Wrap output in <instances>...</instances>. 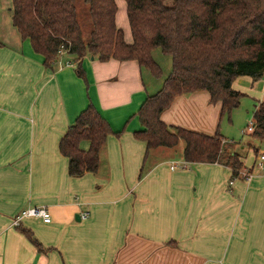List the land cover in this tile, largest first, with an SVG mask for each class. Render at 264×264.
<instances>
[{
  "label": "crops",
  "instance_id": "0c3cea01",
  "mask_svg": "<svg viewBox=\"0 0 264 264\" xmlns=\"http://www.w3.org/2000/svg\"><path fill=\"white\" fill-rule=\"evenodd\" d=\"M0 26V264H264L258 149L249 144L255 157L248 164L246 147L228 148L242 156L249 180L232 178L233 170L219 164L171 170L184 160V144L179 158L164 147L147 154L146 143L134 137L143 129L138 110L153 95L137 61L84 58L87 86L71 58L46 67L29 40L17 33L11 42ZM241 78L250 77L234 81L237 91ZM90 103L121 133L108 137L96 174L75 178L59 143ZM221 111L220 102L199 91L176 98L161 119L214 136ZM41 206L51 223L29 218L11 225L21 211Z\"/></svg>",
  "mask_w": 264,
  "mask_h": 264
},
{
  "label": "trees",
  "instance_id": "16d2710c",
  "mask_svg": "<svg viewBox=\"0 0 264 264\" xmlns=\"http://www.w3.org/2000/svg\"><path fill=\"white\" fill-rule=\"evenodd\" d=\"M85 2L92 22L89 38L78 20L77 0H11L12 25L44 57L46 67L64 56L71 58L69 63L87 86L86 57L137 61L154 78H161L162 68L153 58L159 48L171 57L172 70L162 88L147 96L138 110L143 129L134 137L146 143L147 154L183 141V159L188 163L219 164L233 170L232 178L240 177L242 156L224 147L219 131L207 136L170 127L161 116L179 96L199 91L208 92L211 103H221V118L239 107L244 94L233 88L234 81L264 77V0H125L130 43L116 22V0ZM253 118L251 137L264 139V101L255 107ZM120 133L90 103L59 143L60 154L69 162V175L96 174L108 137ZM84 141L89 142L87 150L81 148ZM24 233L39 253L45 252L29 231Z\"/></svg>",
  "mask_w": 264,
  "mask_h": 264
},
{
  "label": "rangeland",
  "instance_id": "374dc122",
  "mask_svg": "<svg viewBox=\"0 0 264 264\" xmlns=\"http://www.w3.org/2000/svg\"><path fill=\"white\" fill-rule=\"evenodd\" d=\"M116 2L118 6L116 16L117 25L125 32L126 39L131 41V30L127 19L126 2L125 0H116ZM88 9V3H86L85 0H77L78 20L85 38H89L92 31V22ZM0 22L1 25H4V29L8 30V39H10L11 42H14L15 35L17 37H19V35H17L16 29L12 25L11 0H0ZM0 27L3 28V26ZM153 58L162 68V77L157 79L147 70H143V72L147 89L155 94L162 88L164 80L171 73L172 61L171 57L162 54L159 48L153 52ZM241 79L244 80L235 82V85L239 88V91L244 94V97L241 99L239 107L231 113L230 117L228 115L223 116L219 132L225 137L224 147L226 149L237 143L246 147V150L249 153H247L248 164H252L255 157L253 152L254 148L260 151L259 155L264 152V139H255L251 137V133L246 132V130L251 123H254L253 115L255 106L258 102L264 101V77L256 81L252 78H249L247 81L245 78ZM183 144L184 142L180 141V144L176 147L168 149L174 153V156L179 158L182 155ZM249 144H251L250 146H254V148H248ZM242 171L245 170L242 169Z\"/></svg>",
  "mask_w": 264,
  "mask_h": 264
},
{
  "label": "built area",
  "instance_id": "2783aa9c",
  "mask_svg": "<svg viewBox=\"0 0 264 264\" xmlns=\"http://www.w3.org/2000/svg\"><path fill=\"white\" fill-rule=\"evenodd\" d=\"M61 54H63V51L61 52ZM255 129V125L254 123H251L248 126V129L246 130V132H250L252 133ZM260 159L264 160V154L260 155ZM189 166V163L185 160L182 161H178V162H173L171 164V170H185L187 169ZM240 177H242L245 180H249L250 179V173L246 172V171H241L240 172ZM83 219H88L89 218V214L85 213L81 216ZM29 218H40L44 223H51L52 222V216L51 213L49 212V210L46 207H29L23 211H21L17 216H15L12 219V226L13 227H20L21 224L23 223V221L25 219H29Z\"/></svg>",
  "mask_w": 264,
  "mask_h": 264
},
{
  "label": "water",
  "instance_id": "95a60500",
  "mask_svg": "<svg viewBox=\"0 0 264 264\" xmlns=\"http://www.w3.org/2000/svg\"><path fill=\"white\" fill-rule=\"evenodd\" d=\"M92 59H94V57H92ZM76 219H77V220H79V219H80L79 215H77Z\"/></svg>",
  "mask_w": 264,
  "mask_h": 264
}]
</instances>
